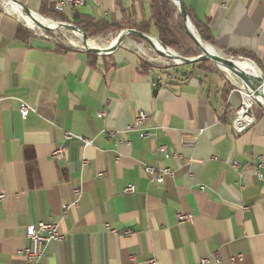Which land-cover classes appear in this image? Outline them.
I'll list each match as a JSON object with an SVG mask.
<instances>
[{"label":"crops","instance_id":"0c3cea01","mask_svg":"<svg viewBox=\"0 0 264 264\" xmlns=\"http://www.w3.org/2000/svg\"><path fill=\"white\" fill-rule=\"evenodd\" d=\"M14 1L49 21L92 19L122 32L152 17L151 0L62 10L63 0ZM182 2L214 45L189 18L202 43L237 53L264 77V0ZM129 36L107 55L72 49L0 6V264H25L18 251L39 222L65 235L43 264H264V109L237 133L243 92L215 71L145 68L152 62ZM23 104L33 110L26 119ZM140 113L148 120L127 132ZM67 133L93 145L67 142ZM61 147L66 158L56 161ZM146 166L173 175L152 184ZM181 213L192 220L181 223Z\"/></svg>","mask_w":264,"mask_h":264},{"label":"bare ground","instance_id":"6f19581e","mask_svg":"<svg viewBox=\"0 0 264 264\" xmlns=\"http://www.w3.org/2000/svg\"><path fill=\"white\" fill-rule=\"evenodd\" d=\"M0 2H2L8 11L18 14L30 29L42 32H52L56 29H59L60 31L68 32L80 40L82 49L84 48L85 50L94 51L98 55H107L114 52L122 45L123 41L125 40L123 35H121L116 40H113L108 44H100L92 39H89V37H87L79 28L62 25L59 24L60 22L58 23L49 21L35 13H32V15L23 12L21 9L22 7L13 0H0ZM173 3L175 6L179 5L178 0H174ZM190 29L192 30V28ZM146 38L150 43L153 52H155L157 49L162 50L168 56V58L161 57L160 60L166 63H176L177 65L187 64V60L185 58L181 57L171 48L161 44L154 37L150 36ZM201 47L203 50V56L211 59L223 72L227 73L232 78L235 84H241L243 92L248 93L247 90L252 91L259 102L258 104L264 109V83L262 81V72L258 66H256L251 61L227 59L218 49L209 44L202 43ZM216 56L218 58H215ZM219 58H224L227 61L224 62ZM258 69L260 70L261 74L259 73ZM251 110L252 108L249 104V101H244V107H242L240 111L239 121L251 119Z\"/></svg>","mask_w":264,"mask_h":264},{"label":"built area","instance_id":"2783aa9c","mask_svg":"<svg viewBox=\"0 0 264 264\" xmlns=\"http://www.w3.org/2000/svg\"><path fill=\"white\" fill-rule=\"evenodd\" d=\"M86 5V0H63L58 4V9L62 10L65 7H71V8H80ZM45 33V32H44ZM44 33H41L43 36H47ZM85 50V49H82ZM167 78L166 79H171V75H165ZM162 82V79L160 80V83ZM32 108L28 104H23L19 110L20 115L23 119H26L31 113H32ZM240 111H238L237 116L235 117L233 121V127L237 133H243L246 131L250 125L253 124L254 118L252 117L251 119L245 120V121H239L240 118ZM99 118H105L107 117L106 113H99ZM252 116V115H251ZM148 115L145 113H140L139 117L136 120V124L134 127H128L126 130L131 131L134 130L138 127H140L145 121L148 120ZM110 136L114 138V142L116 145H122L125 143L122 139L115 138L117 133L111 132L109 133ZM149 136L148 133L144 134V137ZM65 140L67 142L73 141V140H79L85 143V145L92 146L93 141L89 139H84L83 137L73 135L71 133H67L65 136ZM160 152L164 153L166 152V147H161ZM52 157L56 161H62L66 158V148L61 147L57 150L54 151ZM86 163V162H85ZM145 173L149 176L150 182L152 184H164L165 182V176H172L173 172L171 169L165 168L162 170H157L154 167L146 166L144 169ZM258 176L261 177V173L257 172ZM126 194H133L135 192V187L134 186H128L125 191ZM76 196H80V191L76 190L75 191ZM4 199L3 196H0V201ZM79 201L77 200L75 202V206H78ZM69 210V207H66L64 213L67 214ZM193 218L192 215H187V214H178V220L183 223V222H188L191 221ZM112 233H117L116 230H113ZM26 239L28 240V245L20 249L18 251V256L22 259L25 260V264H43V260L45 257V251L46 248L53 244V243H58L62 242L65 240V235L61 233L60 227L57 224H54L52 222H39L35 225H30L26 228ZM152 264H155L154 261H152ZM197 264H211L210 259H202L199 261Z\"/></svg>","mask_w":264,"mask_h":264},{"label":"trees","instance_id":"16d2710c","mask_svg":"<svg viewBox=\"0 0 264 264\" xmlns=\"http://www.w3.org/2000/svg\"><path fill=\"white\" fill-rule=\"evenodd\" d=\"M152 1V17L149 22L141 24L138 27H131L130 29L133 31H137L146 35H152L160 40V42L166 46L176 51L183 58H193L197 57L200 54L198 52H194L190 49L189 45L196 46L195 41L188 34L185 25L184 19L182 15L177 13V7L170 0H151ZM185 7V6H184ZM186 13L188 17L192 20V23L197 28L198 33L201 35L202 40L209 44H212L211 38L205 36L204 27L201 26L197 21L193 20L189 10L185 7ZM50 13V12H49ZM51 15H48V17ZM62 18V17H59ZM175 21V23H174ZM61 22H66L62 20ZM75 25L84 33L87 34L88 37H101L108 35L110 33L122 32L124 29L119 25H110L106 22H96L92 19H84L80 22L69 23ZM23 31V30H22ZM21 32V31H20ZM84 33V34H85ZM133 36V35H132ZM135 39L143 41L142 38L138 36H134ZM228 56L232 58H237L239 55L237 53H226ZM245 58L252 59L249 55L244 56ZM213 66L209 63V61H203L201 63H192V66H197L199 69L206 70V66ZM154 66L150 63H143V67L145 68H153ZM217 70V68L213 67ZM212 72V70H209Z\"/></svg>","mask_w":264,"mask_h":264},{"label":"rangeland","instance_id":"374dc122","mask_svg":"<svg viewBox=\"0 0 264 264\" xmlns=\"http://www.w3.org/2000/svg\"><path fill=\"white\" fill-rule=\"evenodd\" d=\"M173 3V2H172ZM174 4V3H173ZM0 6L1 7H4V5L2 4V2H0ZM177 7V6H176ZM177 13H180L179 11V8L177 7ZM56 22V21H54ZM175 23V21H174ZM81 29V28H80ZM34 31V30H32ZM38 34H41V33H44L42 31H34ZM85 32V31H84ZM45 35L49 36V37H53L55 39H57L58 41H60L63 45H65L66 47L68 48H72V49H80L82 50V46H81V42L80 40L73 36L72 34L68 33V32H63V31H60L59 29H56L54 31H52L51 33H44ZM119 35H116L115 33H113V35H105V36H102V37H93V38H90L89 39H92L94 41H96L97 43H100V44H108L109 42L113 41V40H116L119 36ZM153 37V36H152ZM155 38V37H154ZM136 40L138 43H140L141 45V48L143 49V53L145 55V57L152 62L153 65H158L160 67H169L171 69H193V66H192V63H189V64H183V65H177L176 63H166L161 59V57L163 58H168V56L162 51V50H156L155 52H153V49L150 45L149 42L143 40V41H140L138 39H135L134 36H129V40ZM157 39V38H155ZM158 40V39H157ZM128 41V39H127ZM159 41V40H158ZM160 42V41H159ZM161 43V42H160ZM162 44V43H161ZM79 47H77V46ZM190 49L194 52H198L200 55L197 56V57H193V58H190V59H195V58H198L200 56L203 55V53L200 51V48L198 47V45L196 44V46H193L192 44L189 45ZM84 49V48H83ZM221 52V51H220ZM224 57H226L227 59H233V60H241V61H245L244 59H240V57H237V58H232L230 56H228L226 53L224 52H221ZM179 54V53H178ZM180 55V54H179ZM181 56V55H180ZM161 61V62H160ZM197 63H201V62H197ZM210 64H212L213 66H206V70H212L213 72H219L221 74L222 77L226 78L232 85H234L233 87L235 89H237L238 91H240L241 93L243 92L242 90V86L241 84H235L234 81L232 80V78L225 72H223L222 70H220L213 62L209 61ZM213 67L217 68L214 69ZM197 69L199 71V68L197 66H194V69ZM259 70V69H258ZM259 73L261 74L260 70H259ZM264 80V77L262 78ZM248 93L246 92H243L244 93V101L248 100L249 101V104L252 108V111L253 113H256L257 111H259L261 108V106L258 104L259 102L257 101V98L255 97V94L252 93V91L250 90H247ZM243 106V105H242ZM241 106V108H242ZM240 108V109H241ZM252 113V112H251Z\"/></svg>","mask_w":264,"mask_h":264},{"label":"water","instance_id":"95a60500","mask_svg":"<svg viewBox=\"0 0 264 264\" xmlns=\"http://www.w3.org/2000/svg\"><path fill=\"white\" fill-rule=\"evenodd\" d=\"M14 1V0H13ZM171 2H174V0H170ZM14 2H16V1H14ZM178 2H179V5L177 6L178 8H179V11H180V13H181V15H182V17H183V19H184V25H185V28H186V30H187V32H188V34L192 37V39L195 41V43L198 45V47L200 48V51L203 53V50H202V47H201V44H202V42H201V40L196 36V31H195V29H194V27L192 26V24H191V22H190V20H189V17H188V15H187V13H186V10H185V7H184V4H183V2H182V0H178ZM17 4H19L22 8H23V10H24V12H26V13H34V12H32V11H30L29 9H27L26 7H24L23 5H21L20 3H18V2H16ZM35 14H37V13H35ZM59 24H62V25H68L69 27H76V28H79V27H77V26H75V25H72V24H67V23H59ZM190 28H192V30L190 29ZM80 29V28H79ZM82 30V29H81ZM83 31V30H82ZM46 33H51L50 31H46ZM85 33V32H84ZM85 35L87 36V34L85 33ZM121 35H123V38L125 39L127 36H129V35H136V36H138V37H140V38H142L143 40H145V41H147L148 42V40H147V38L146 37H150L149 35H146V34H143V33H140V32H137V31H124V32H122L121 33ZM120 35V36H121ZM88 37V36H87ZM203 44H205V43H203ZM119 48V47H118ZM88 52H93V53H96V52H94V51H89V50H87ZM97 54V53H96ZM215 58H218L217 56L215 57ZM186 60H187V64H189V63H196V62H203V61H211V62H213L211 59H209V58H207V57H205V56H200V57H198V58H195V59H187V58H185ZM220 60H222V61H224V62H226L227 60L226 59H224V58H219ZM214 63V62H213ZM215 64V63H214ZM216 65V64H215ZM262 81H263V83H264V80L262 79Z\"/></svg>","mask_w":264,"mask_h":264}]
</instances>
